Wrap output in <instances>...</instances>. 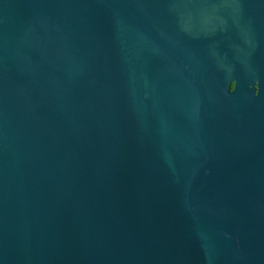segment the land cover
<instances>
[{
  "label": "water",
  "instance_id": "1",
  "mask_svg": "<svg viewBox=\"0 0 264 264\" xmlns=\"http://www.w3.org/2000/svg\"><path fill=\"white\" fill-rule=\"evenodd\" d=\"M0 264H264V0H0Z\"/></svg>",
  "mask_w": 264,
  "mask_h": 264
}]
</instances>
